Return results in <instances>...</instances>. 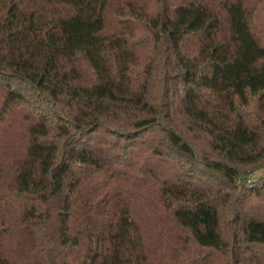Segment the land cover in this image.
<instances>
[{"label":"trees","instance_id":"obj_1","mask_svg":"<svg viewBox=\"0 0 264 264\" xmlns=\"http://www.w3.org/2000/svg\"><path fill=\"white\" fill-rule=\"evenodd\" d=\"M264 0H0V264H264Z\"/></svg>","mask_w":264,"mask_h":264},{"label":"rangeland","instance_id":"obj_2","mask_svg":"<svg viewBox=\"0 0 264 264\" xmlns=\"http://www.w3.org/2000/svg\"><path fill=\"white\" fill-rule=\"evenodd\" d=\"M245 178L246 185H252L259 179L264 178V166L248 173Z\"/></svg>","mask_w":264,"mask_h":264}]
</instances>
